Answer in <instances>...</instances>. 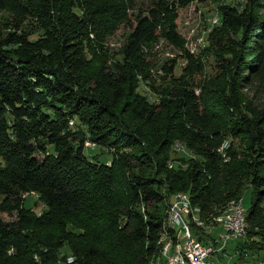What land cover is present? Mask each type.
I'll return each instance as SVG.
<instances>
[{
  "label": "trees",
  "instance_id": "1",
  "mask_svg": "<svg viewBox=\"0 0 264 264\" xmlns=\"http://www.w3.org/2000/svg\"><path fill=\"white\" fill-rule=\"evenodd\" d=\"M25 1L46 32L29 38L15 17L0 37V213L12 217L0 218V264H146L172 238L167 206L180 192L190 226L215 224L246 190V222L264 226V0L222 8L234 40L217 90L186 78L189 55L153 102L136 91L142 49L157 36L183 47L178 10L195 0H146L116 74L75 41L130 23L133 0ZM246 236L247 253L264 251L258 232Z\"/></svg>",
  "mask_w": 264,
  "mask_h": 264
},
{
  "label": "rangeland",
  "instance_id": "2",
  "mask_svg": "<svg viewBox=\"0 0 264 264\" xmlns=\"http://www.w3.org/2000/svg\"><path fill=\"white\" fill-rule=\"evenodd\" d=\"M245 2V0H195L179 8L176 25L180 36L184 40L183 47L172 45L160 36L155 37L147 47H144L142 49V59L140 58V62L144 65L143 70L134 74V81L137 82L136 91L145 95L150 101H156L163 89L170 86L169 81L171 78L182 76L183 70L189 65L187 62V56L189 55L191 56L188 57L190 61L192 63L195 62V64L197 63V65L194 66V69L186 78L196 85L207 84L211 86V91L217 90L223 79L220 64L231 56L229 53L233 48L231 41L234 40L232 31L222 29L223 27L219 22V14L222 8L227 5L239 7L245 4ZM25 4V0H6V9L0 11V37L13 28L15 17L18 18L17 22L20 23V29L29 38L45 35V24L25 9L23 6ZM145 5L146 0H133V5L128 11L130 23L129 21L120 23L111 32L101 36L88 33L85 39L75 41L76 45L74 48L79 50L88 48L90 53L95 54L86 55L87 61L95 58V61L97 60L95 65L98 70L108 72L109 74H116L114 67L118 68L120 65H126L127 60H125L124 50L131 30L129 24L133 22V16L140 12ZM16 11L20 12V17L15 15ZM258 11L263 13L264 6H261ZM169 65L172 71L167 70ZM244 91L249 93V96H252L253 87H249ZM198 92L199 88L197 87L196 93ZM260 97L263 99L264 94ZM73 121L74 119L71 118L69 124H73ZM226 145L227 143L224 142V147ZM85 146L88 148L87 151L89 149H92V152L94 150L98 151L97 144L90 137L85 141ZM175 147L177 153L174 154V157L180 156L182 153L188 156L183 146L175 144ZM33 200L32 195H27V199L24 198V205L29 206L33 204ZM237 201L242 202L243 207L247 209L250 206V191H244ZM33 207L37 214L43 208L40 203H37V206ZM0 218L6 221L12 217L7 216L6 213H0ZM197 218L201 220L199 214L195 215V220ZM173 228L175 230L178 229L179 224L175 223ZM248 228L258 232V236L263 240L264 244V226L259 227L247 224ZM202 233L204 235H211L210 226H202ZM245 237L247 236L245 235L238 240L227 242L218 257L223 264H264V251L258 250L247 253L244 247H242L243 245H239L242 240L245 241ZM228 256L230 257L227 258ZM162 264H165L164 260Z\"/></svg>",
  "mask_w": 264,
  "mask_h": 264
},
{
  "label": "built area",
  "instance_id": "3",
  "mask_svg": "<svg viewBox=\"0 0 264 264\" xmlns=\"http://www.w3.org/2000/svg\"><path fill=\"white\" fill-rule=\"evenodd\" d=\"M182 202L183 200H180L179 203H171V205H176L175 219H179V222L182 223L180 227L182 231L181 251H187L195 264H223L218 257L227 242L238 240L246 235L247 228L243 224L245 209L235 210L224 223L200 224L195 221V226H186L183 222ZM202 226H210L211 235H203ZM196 237H202L203 240L198 241ZM216 237H219L220 241H216ZM210 254H213L214 259L207 261ZM163 260L165 264H183L180 252L170 251L169 241L167 242V254L164 255Z\"/></svg>",
  "mask_w": 264,
  "mask_h": 264
},
{
  "label": "bare ground",
  "instance_id": "4",
  "mask_svg": "<svg viewBox=\"0 0 264 264\" xmlns=\"http://www.w3.org/2000/svg\"><path fill=\"white\" fill-rule=\"evenodd\" d=\"M180 200H183V202H182L183 222L186 226H190L189 222H188V218H187V215L190 211L189 197L184 192L177 193L174 196L173 200L170 203H168V206H167L168 225H169V228L171 230H173L172 238H170L169 236H166V235L161 236L160 241H161L162 245H160L161 248L159 250V254L157 255V257L150 259L146 264H162L163 259H164V255L167 254V242L168 241L170 243V251L180 252V259L182 260L183 264H195L192 260V256L187 251H181V249H182V231L180 230V227H181L182 223L179 222V219H175L176 218V205H171V203H179ZM238 209H245L241 202H237L235 204L228 206L224 210V212L218 217L215 224L224 223L227 219H229L230 214L233 213L235 210H238ZM194 217L195 216H192V219H195ZM173 219H175L174 222H172ZM175 223L179 224V228L176 230L173 228ZM200 224H203V223H200ZM243 224L247 228V222H246L245 216H243ZM196 240L202 241L203 238L202 237H196ZM216 241H220V238L216 237ZM213 259H214L213 254H210L206 260L211 261Z\"/></svg>",
  "mask_w": 264,
  "mask_h": 264
},
{
  "label": "crops",
  "instance_id": "5",
  "mask_svg": "<svg viewBox=\"0 0 264 264\" xmlns=\"http://www.w3.org/2000/svg\"><path fill=\"white\" fill-rule=\"evenodd\" d=\"M224 256H225V254H224ZM230 256H228L227 258H229ZM224 261H225V258H224ZM226 262V261H225Z\"/></svg>",
  "mask_w": 264,
  "mask_h": 264
}]
</instances>
